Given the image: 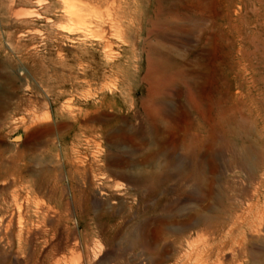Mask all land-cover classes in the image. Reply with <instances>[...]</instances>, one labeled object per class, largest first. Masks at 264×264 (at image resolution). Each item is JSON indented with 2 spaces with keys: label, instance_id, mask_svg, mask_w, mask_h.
I'll use <instances>...</instances> for the list:
<instances>
[{
  "label": "rangeland",
  "instance_id": "obj_1",
  "mask_svg": "<svg viewBox=\"0 0 264 264\" xmlns=\"http://www.w3.org/2000/svg\"><path fill=\"white\" fill-rule=\"evenodd\" d=\"M160 2L193 0H0V264H264V0H199L222 124L162 72L203 48Z\"/></svg>",
  "mask_w": 264,
  "mask_h": 264
},
{
  "label": "bare ground",
  "instance_id": "obj_2",
  "mask_svg": "<svg viewBox=\"0 0 264 264\" xmlns=\"http://www.w3.org/2000/svg\"><path fill=\"white\" fill-rule=\"evenodd\" d=\"M254 1H258L259 4L262 2V0H254ZM161 2L158 5L159 6L158 22H160V23H162L168 27L170 26L171 28H175L176 25H178L181 22H186L188 20H193V19L198 20L199 31L201 33V38H199V39L202 42V48H203L202 51H199L198 53H196L194 55V57H188V59H186L187 61L185 62V67H186L185 69H183L182 67H178V66H176L177 68H173L174 66L170 63L169 55L165 52H162V54H161V61H160L159 65H161V70L164 74H168L169 77H171L170 75H172L173 79L174 78L179 79L186 84V87L189 90L191 110H192L191 112H192V116L194 117L193 120H195L197 116H200V121H203V123H205V121H206V123H207L209 120V116H212L210 114H212L214 110L217 112L218 116L220 115V109H218L217 102L212 97L213 92L215 91L216 87L211 88V91L206 93L203 85L205 84L206 81L211 80V74H214V77H213V81H214L213 85H214L216 82V79H214V78H216L215 75H217L216 73L219 70L217 67L218 63L216 64V62L212 61V57L210 58L211 53L208 50L209 47L205 48L204 45L207 42L211 41L210 36L218 29L219 24H217L215 17H212L214 13L210 14L209 16H205L204 14H202V12H201L202 8L200 7L199 0H193L191 5H187V6L179 7V8L175 7V6L165 8V5ZM73 13H74V11H73ZM255 13L256 14H253V15H257V12H255ZM75 16H77V15H75ZM259 17H260V15H259ZM229 19L230 18H227L225 20V23H229V21H230ZM263 25H264V22L262 24V27H263ZM226 28H227V26H226ZM236 32H238V29ZM239 36H240V34H239ZM216 39L217 38H215L214 41ZM220 40H221V38H220ZM224 40H226V39H224ZM217 41H219V40L217 39ZM217 101H219V100L217 99ZM220 104H222V103H220ZM233 107H235V106H233ZM222 110H224V109H222ZM238 111H240V110H238ZM233 115H235V114H233ZM222 116L223 115L221 114L220 115L221 120H220V117H218L219 118L218 119L219 124H222L221 123ZM225 116H227V114ZM234 118H236V117L234 116ZM226 119L228 120V118H226ZM193 120L191 119L190 121H193ZM213 121H215V119ZM209 124H211V123H209ZM192 126H193V130H194L193 136H195L196 133L198 132L197 130L199 129V131H200L201 128H199L198 127L199 125L197 126L196 124H193ZM219 128H221V127H219ZM194 139H195V137H193L192 140H194ZM196 140H199V139H196ZM249 170L250 171L253 170V172L256 173L255 175H254V173L252 174V176H253L252 180H255V181L257 180L255 183L257 186H256V189L254 191L257 193V191L260 188L263 189V193L262 194L260 193L257 195L258 198L256 200V205L264 204V157L260 158V160H258L254 166L249 167ZM206 220H207V218L202 219L203 223H205ZM241 224L246 228V230L249 229L251 232H253V237L256 238L258 245L260 244L259 247H261V249H260L261 251H259L258 254H260V256H262L264 254V213L258 209L256 211H250L248 216L246 217V219L242 220ZM233 249L234 248H232V250ZM230 250H231V248H230ZM207 255H208V253H207ZM256 256L257 255H255V254L250 255V257L254 260H255ZM222 258H224V257H222Z\"/></svg>",
  "mask_w": 264,
  "mask_h": 264
},
{
  "label": "water",
  "instance_id": "obj_3",
  "mask_svg": "<svg viewBox=\"0 0 264 264\" xmlns=\"http://www.w3.org/2000/svg\"><path fill=\"white\" fill-rule=\"evenodd\" d=\"M20 140H21V136L19 135L13 138V141L15 142H19Z\"/></svg>",
  "mask_w": 264,
  "mask_h": 264
}]
</instances>
